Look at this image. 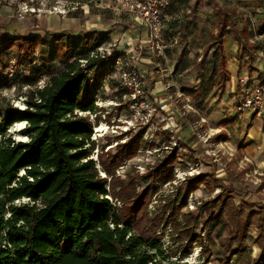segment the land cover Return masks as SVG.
I'll use <instances>...</instances> for the list:
<instances>
[{"label":"rangeland","instance_id":"obj_1","mask_svg":"<svg viewBox=\"0 0 264 264\" xmlns=\"http://www.w3.org/2000/svg\"><path fill=\"white\" fill-rule=\"evenodd\" d=\"M196 1L184 0L176 8V16L164 26L166 46L162 49L163 55L158 50L160 45L154 43L149 44L151 49L141 56L138 66L145 73L144 89L147 91L144 103L135 105L127 102L125 91L116 88L120 74L114 65L110 73L107 60L91 68L86 90L89 89L92 95L97 94L96 106L100 111L97 118L96 115L83 114L95 129L91 137L95 140V149L89 158L96 163L101 177L106 175L100 161L116 160L115 177L133 181L135 191L140 195L146 188L145 175L149 167L155 165L157 159L170 154L172 149L176 150L177 162L172 171L174 181L158 187L148 210H158L160 197L173 199L178 194L176 208L181 218L187 211H195L201 202L217 197L220 200L214 204V219L203 227L202 215L195 225L194 234L201 244H191L190 250L186 248L187 241L180 239V234H174L170 226H162L157 233L160 234L159 249L151 252L155 261L160 264H256L264 241V189H259V185L264 184V175L258 167H245L234 158L228 160V146L210 149L214 137L211 135L215 133L213 129L223 124L227 115H236L238 111L232 102L234 80L228 84L229 92L219 88L222 72L219 71L217 51L207 49L213 42L220 19L213 13L211 0H201L197 13L193 14ZM217 2L221 13H231L233 8L236 10L233 16L236 29L242 31L245 27L251 39L264 26V19L255 13L253 2ZM53 33L62 35L63 43L68 35L79 37L80 41L83 36L88 37L89 43L84 45V50L101 41L97 50L102 53L110 45L111 51L125 54L133 51L139 41H147L145 30L133 16L119 11L116 0H0V38L3 34H39L43 43L35 59L48 62L54 47L53 38L47 34ZM227 36L235 39V35L228 30L223 39L227 56L232 59L235 54L232 55L226 46ZM252 41L256 43L255 39ZM67 53L79 58L73 47ZM107 54L102 57L108 59ZM12 57V52L4 56L6 71L0 65V75L9 79V83L0 90V106L11 105L20 109L24 107V93L43 87L48 78L42 77L37 84L27 85L30 68L25 60L17 63ZM35 65L39 66V62ZM52 65L56 72L59 62ZM86 93L84 91L83 95ZM160 105H167V108L159 112ZM232 108L236 109L233 113ZM102 123L107 128L106 132H97L95 127L99 128ZM23 128L24 125L16 127L15 124L6 132L18 142L22 138L17 132ZM157 129L164 131L155 135ZM235 131L239 132L238 129ZM139 135L140 147L135 154L124 157L122 161L112 158L117 142L127 144ZM185 175H192L190 178L203 176L204 180L190 191ZM181 201H184L183 205ZM232 205L236 214L230 215L227 207ZM236 215L237 229L232 218Z\"/></svg>","mask_w":264,"mask_h":264},{"label":"trees","instance_id":"obj_2","mask_svg":"<svg viewBox=\"0 0 264 264\" xmlns=\"http://www.w3.org/2000/svg\"><path fill=\"white\" fill-rule=\"evenodd\" d=\"M183 1L178 0L172 9ZM263 1L256 0L258 9L262 8ZM200 2L196 1L193 14L197 13ZM216 8L220 20L207 49L217 51L222 72L218 86L222 90L230 81L223 38L231 30L240 42L242 33L237 31L231 14L221 13L219 6ZM243 30L246 31L245 27ZM263 31L264 26L258 34ZM47 36L53 38L54 47L48 62L35 59L43 43L39 34H3L0 38L1 66L5 65V54L12 52L17 63L25 60L30 68L27 85L33 86L42 77L48 78L43 87L24 93L23 108L0 106V264H160L151 252L159 249L160 234L157 233L164 225V228L170 226L174 234H180L182 241H187L188 250L193 243L201 244L194 234L195 225L202 215L203 227L214 219L218 197L201 202L195 211H187L181 218L176 208L178 194L173 199L160 197L158 210H148L158 187L174 181L176 150L172 149L149 167L146 188L140 195L133 181L115 177L116 160L100 161L106 175L101 177L96 163L89 158L96 143L91 139L92 122L83 114L96 115L100 110L95 104L97 94L86 90L88 74L103 60L109 62L111 73L116 52L107 59L97 51L101 41L84 50L88 37L83 36L80 41L79 37L68 35L63 43L62 35ZM242 45L248 56V73L252 74V50L257 47ZM72 47L79 58L67 53ZM37 61L39 66L35 65ZM57 62L59 67L54 72L52 64ZM8 83L9 79L0 75V90ZM22 122L24 128L17 134L26 140L16 142L6 131ZM140 140L141 135L127 144L117 142L112 158L122 161L135 154ZM203 178L186 177L187 188L193 191ZM234 208L227 207L230 215L236 214ZM232 218L237 229V215ZM260 249L256 264H264V241Z\"/></svg>","mask_w":264,"mask_h":264},{"label":"built area","instance_id":"obj_3","mask_svg":"<svg viewBox=\"0 0 264 264\" xmlns=\"http://www.w3.org/2000/svg\"><path fill=\"white\" fill-rule=\"evenodd\" d=\"M178 0H116L119 11L124 14L133 16L140 24L141 28L147 33V41H139L134 45V50L128 53L116 52L113 59V65L120 74V82L117 89L125 91L127 102L137 104L144 103L146 97L145 73L143 68L138 64L141 61L143 53L151 49L149 44L160 45L159 53L163 55L162 49L166 46L164 37V26L174 17L172 7ZM258 40L257 36L253 37ZM144 42V43H143ZM264 42V40H262ZM112 47H108L107 51L97 50L100 56H111ZM96 100H98L96 98ZM125 100V101H126ZM124 101V102H125ZM96 104V102H95ZM167 105H160L159 112L164 111ZM235 108L238 112L250 111L253 113L264 114V83L255 77L240 76L238 77V92ZM95 130V129H94ZM164 130L157 129L155 135H161ZM171 132V131H170ZM192 175H185L189 177Z\"/></svg>","mask_w":264,"mask_h":264},{"label":"crops","instance_id":"obj_4","mask_svg":"<svg viewBox=\"0 0 264 264\" xmlns=\"http://www.w3.org/2000/svg\"><path fill=\"white\" fill-rule=\"evenodd\" d=\"M248 1L254 3L255 13L261 14V12L264 11V1L262 2L261 5L263 6H260L262 7L260 9L257 8L258 6L256 0H248ZM211 2L213 4L212 7L213 13L217 18L218 9L216 8V6L220 7V4L217 2V0H211ZM178 6H176L175 9L178 8ZM233 10L235 9L233 8L231 10V13H228L229 11H225L223 13L231 14L233 17L234 16V14H232ZM235 13H237L236 10ZM174 16H176V11H174ZM260 18L264 19V13L260 15ZM238 32L242 33V35H239V38L241 39L240 42H238V38L236 37L235 31H231L232 35H235V39H233L230 36H227L226 38V46L229 47L230 52L233 53L232 55L235 54V57L231 56L233 58L229 59L227 56V51H225L227 57V71L230 75L229 82H232L234 80V87H233L234 95L232 96L233 98L232 102H234L233 108H235L237 92H238V77L240 76H248L250 78L255 77L264 83V44L262 42V40H264V31L257 35L258 40H256V43L252 41V39L254 38L251 39L247 29L246 31L242 30ZM243 43H247L248 45H252V46L255 45V47H257L252 50L253 58H254L251 64L253 69L252 74L248 73L249 72L248 56L247 53L243 51V45H242ZM229 82L226 83L227 89H226V85L222 89L225 92H229L228 91ZM233 108L231 110L232 113L233 110H236ZM236 129H238L239 132L237 131L234 132V130ZM213 130L215 131V133L211 135L214 137L212 139L213 141L212 144L210 145L211 146L210 149L213 150L214 148H219L217 146H223V147L224 145L228 146V151H227L228 160L230 158H234L237 159V162H241L245 167L248 168L253 167L254 169L258 167V169L264 175V114L245 111L243 112V114L242 113L239 114L237 112L236 115L233 116L232 114L227 115L225 122H223V124H219V126L214 128ZM227 140H229L230 142H227ZM217 150L219 154L220 151L219 149ZM223 156H226V153L223 154ZM259 189L263 190L264 184L261 183L259 185Z\"/></svg>","mask_w":264,"mask_h":264},{"label":"bare ground","instance_id":"obj_5","mask_svg":"<svg viewBox=\"0 0 264 264\" xmlns=\"http://www.w3.org/2000/svg\"><path fill=\"white\" fill-rule=\"evenodd\" d=\"M23 125H24L23 122H22V123H17V124H16V127H21V126H23ZM95 128H96L97 132H101V131H102V132H106V129H107L104 123H102L101 126H100L99 128H98V126H96ZM21 138H22L21 141H25V140H26L24 136H21Z\"/></svg>","mask_w":264,"mask_h":264}]
</instances>
